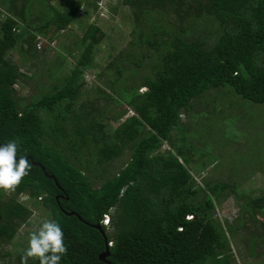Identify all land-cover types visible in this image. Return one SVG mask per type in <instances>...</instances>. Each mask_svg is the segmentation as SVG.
<instances>
[{"label": "trees", "instance_id": "obj_1", "mask_svg": "<svg viewBox=\"0 0 264 264\" xmlns=\"http://www.w3.org/2000/svg\"><path fill=\"white\" fill-rule=\"evenodd\" d=\"M122 1L134 18L129 41L139 50L115 57L111 72L116 77L110 84L121 86L122 102L136 113L112 128L102 118L71 117L84 71L94 65L97 44L106 33L96 22L86 24L78 38L82 52L65 85L27 103L20 102L13 86L27 74L10 52L18 48L26 60V54L39 50V35L53 40L75 21L83 26V0L65 6L49 0H24L21 6L16 0H0V146L18 140V158L33 156L46 167L29 159L30 173L15 191L10 196L0 191V240L15 237L33 213V203L50 208L51 219L63 229L68 251L61 264H110L100 258L107 242L94 225L103 223L107 213L111 223L103 228L112 241L107 258L115 264H231L225 233L234 226H224L214 209L221 194H237L238 186L205 176L196 180L191 160L199 157V145L180 113L184 109L189 116L193 97L205 100L225 84L247 99L264 102V0ZM90 3L97 6L95 0ZM83 11L86 16L91 12L89 7ZM200 21L213 23L201 30ZM119 59L122 66L125 60L132 67L125 66L126 72L116 68ZM120 75L124 82H118ZM131 77L140 83L128 82ZM141 85L146 89L140 91ZM173 129L179 135L173 137ZM165 141L169 146L163 149ZM126 146L130 159L95 186L89 152L95 151L103 164ZM24 193L30 203L19 200ZM241 205L252 216L264 215V188Z\"/></svg>", "mask_w": 264, "mask_h": 264}, {"label": "rangeland", "instance_id": "obj_2", "mask_svg": "<svg viewBox=\"0 0 264 264\" xmlns=\"http://www.w3.org/2000/svg\"><path fill=\"white\" fill-rule=\"evenodd\" d=\"M16 1L18 6H21L24 0ZM49 1L65 6L71 0ZM95 2L97 6L90 3V0H83V10L89 7L91 11L88 16L81 11V17L87 18L81 22L84 23L83 26L79 21L73 22L69 27L59 31L53 40L49 39L50 43L43 40V46L37 52L26 54V60H22L18 48L10 52V58L19 62L21 70L27 74L13 86L20 102L27 103L54 91L55 87L65 85L82 52V47L77 45L78 38L84 32L86 24L96 22L106 33L97 44L94 65L84 71V81L75 100L71 117H77L76 113H81L80 115L86 114V118L89 119L102 118L105 124L114 128L136 111L129 103L122 102L124 97L121 86L110 84V78L114 76V72H111L114 70L112 63L117 55L120 57L132 48V50L139 48L132 46L129 41L134 25L130 7L122 0ZM98 2H101L102 6ZM32 7L35 8L36 5ZM35 12L36 10L32 13ZM211 23L213 22L200 21L199 28L203 30ZM124 62L122 66L120 59L116 61V68L122 66L126 72V67L130 68L132 64ZM131 79L132 81L128 82L140 83V79L138 81L136 77ZM124 81L125 76L120 75L118 82ZM145 89L144 85L139 87L140 91ZM119 101L121 102L118 103ZM192 104L196 109H191L189 116L183 109L180 116L194 130L193 134L196 137L192 139L195 145H199L197 151L199 157L191 160L196 180L202 181L205 176L208 179L227 180L238 186L237 194L231 192L221 194V201L214 209V216L219 218L224 226L228 224L234 226L233 229L226 228L225 233L229 240L230 262L264 264V215L257 213L252 216V211H244L241 205L244 198L258 194L264 188V102L247 99L225 84L220 85L216 94L205 100L200 96L193 97ZM171 134L174 137L179 135V132L173 129ZM58 146L63 148L61 145ZM166 146L169 145L165 141L161 148L165 149ZM63 149L70 152L67 147ZM89 153L95 166L89 175L93 184L99 186L130 159L131 148L126 146L120 156L103 164L98 163L95 151ZM68 155L79 164L74 155L69 153ZM203 159L206 161L202 165ZM19 200L30 203L27 201L26 193L21 194ZM30 206L34 211L18 226L15 237L0 240V261L9 260L10 264H20V257L28 246L30 233L38 229L42 220L53 217L50 208L42 204L30 203ZM109 229L112 230V227ZM7 251L10 252L9 255H4L3 253ZM29 264H34V260H29Z\"/></svg>", "mask_w": 264, "mask_h": 264}, {"label": "clouds", "instance_id": "obj_3", "mask_svg": "<svg viewBox=\"0 0 264 264\" xmlns=\"http://www.w3.org/2000/svg\"><path fill=\"white\" fill-rule=\"evenodd\" d=\"M18 151V140L0 146V191L9 196L31 170V162L24 156L18 158ZM67 251L60 224L52 219H44L38 229L30 233L20 264H29V260L38 261L39 264H61Z\"/></svg>", "mask_w": 264, "mask_h": 264}, {"label": "water", "instance_id": "obj_4", "mask_svg": "<svg viewBox=\"0 0 264 264\" xmlns=\"http://www.w3.org/2000/svg\"><path fill=\"white\" fill-rule=\"evenodd\" d=\"M2 145V144H1ZM28 160L29 159H32V161H33V163L34 164H41V166L45 169L46 167H45V165L43 164V163H41L40 161H36V160H33V156H27L26 157ZM48 174V176H53V174H51V173H47ZM56 179V182L58 183V180H57V178H55ZM57 198H59V196H57ZM67 212L68 213H70V214H73V213H77L83 220H86L79 212H77L76 210H67ZM95 226H97V227H99L102 231H103V233L105 234V239H106V242H107V247H106V250L105 251H103V252H101L100 253V258H102V259H104V260H106V261H108L110 264H115V263H113L111 260H109L107 257L109 256V254H110V252H111V249H110V244H109V242H108V238H107V234H106V232H105V230H104V228H103V224L102 223H96V224H94Z\"/></svg>", "mask_w": 264, "mask_h": 264}, {"label": "built area", "instance_id": "obj_5", "mask_svg": "<svg viewBox=\"0 0 264 264\" xmlns=\"http://www.w3.org/2000/svg\"><path fill=\"white\" fill-rule=\"evenodd\" d=\"M2 8L0 7V10H1ZM38 38L40 39L38 42H37V45H38V47L40 48L41 46H43L42 45V42H43V40H45V41H48L49 42V40L47 39V38H45L44 36H42V35H39L38 36ZM188 216H191L190 214H187ZM104 221H106V223H104ZM103 223L104 224H110L111 223V215L109 214V213H107L106 214V216H105V218H104V220H103ZM111 242L112 241H109V244H111Z\"/></svg>", "mask_w": 264, "mask_h": 264}, {"label": "crops", "instance_id": "obj_6", "mask_svg": "<svg viewBox=\"0 0 264 264\" xmlns=\"http://www.w3.org/2000/svg\"><path fill=\"white\" fill-rule=\"evenodd\" d=\"M5 260H2V261H0V264H2V262H4Z\"/></svg>", "mask_w": 264, "mask_h": 264}]
</instances>
